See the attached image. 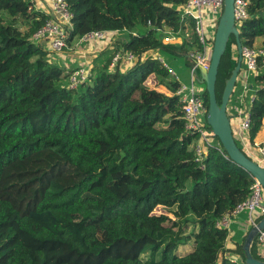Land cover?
I'll return each instance as SVG.
<instances>
[{
    "label": "trees",
    "instance_id": "obj_1",
    "mask_svg": "<svg viewBox=\"0 0 264 264\" xmlns=\"http://www.w3.org/2000/svg\"><path fill=\"white\" fill-rule=\"evenodd\" d=\"M65 1L72 13L68 45L90 30H118L123 42L102 51L91 76L69 88L73 68L49 62L42 44L31 40L51 15L31 0H0V264H245L247 213L233 217L229 229L216 222L248 196L249 172L231 161L217 137L220 150L210 148L200 167L198 134L184 131L178 96L143 86L154 75L177 90L180 82L158 60L137 59L126 71L109 68L119 49L138 55L153 48L174 70L179 59L190 69L183 49L198 46L194 35L169 44L160 30H178L186 0ZM247 10L240 28L254 34L240 31L241 45H255L258 32L264 48V0H248ZM233 45L230 35L217 70L218 103L237 63ZM263 64L264 55L249 77L255 94L250 143L264 120ZM110 126L119 129L120 140L106 135ZM121 144H132L131 153ZM82 148L100 163L85 162ZM157 206L173 208L172 217L153 213ZM239 224L247 229L236 233L230 250L239 262H221ZM188 243L190 251L177 252ZM259 249L254 239L251 254L264 260Z\"/></svg>",
    "mask_w": 264,
    "mask_h": 264
},
{
    "label": "built area",
    "instance_id": "obj_2",
    "mask_svg": "<svg viewBox=\"0 0 264 264\" xmlns=\"http://www.w3.org/2000/svg\"><path fill=\"white\" fill-rule=\"evenodd\" d=\"M49 4L51 17L48 18L42 26H40L31 36V40L37 44H43V48L48 52L50 57L52 54L63 52L69 48L68 26L71 24L72 13L69 11L65 0H46ZM234 20L237 28L241 27L245 20L248 19L249 13L247 10L248 0H234ZM224 0H186L181 5L180 12V27L173 31L170 28L160 30L165 33L164 41L170 43L173 38L186 36L184 34L185 20H191L193 35L196 38L198 46L187 56L191 59L192 64L189 69L188 82L180 81L178 73L169 65L167 57L162 55L160 51L150 48L140 54H136L130 49H119L115 51L110 58L109 68L115 69L121 63H126L131 66L137 59L140 62L148 58L158 60L165 67L169 74L178 80L179 86L177 90L171 94H176L181 103L184 131L188 134H198L195 144V160L199 162L200 167L204 168L203 159L210 148L220 150L219 144L215 142L216 135L211 127L206 122L207 106L202 96V87L198 85L199 68H207L210 62L212 52L214 34L218 20L222 14ZM213 28V33L208 31V28ZM119 32L118 30H90L85 32L75 44L76 47L89 45L93 42H101L111 40L112 33ZM135 34V33H133ZM236 50V45H233ZM242 62L244 64L227 104V113L231 119L233 117L237 128L234 129L231 125L234 139L242 141L243 151L251 157L252 160L264 167V138L259 142H253L250 145L246 133L249 130L250 113L249 109L255 94L254 89L249 84V77L252 73L257 72L259 57L264 55V48L259 45L241 47ZM264 67V64H263ZM69 68V67H68ZM91 65L82 63L73 68L68 74L67 86L69 88L77 87L81 82L91 76ZM151 88L156 89V86L151 84ZM236 88V89H235ZM157 90V89H156ZM237 119V120H236ZM235 135L237 138H235ZM254 151L255 154L247 147ZM252 177V181L248 187V196L238 203L230 212L225 213L217 222V226L230 228L233 217L239 213L246 212L248 216V225L250 228L255 226L264 216V187L256 179ZM254 239L258 243L261 250L264 249V229L256 232ZM232 263L239 262L238 256L232 254L227 256Z\"/></svg>",
    "mask_w": 264,
    "mask_h": 264
},
{
    "label": "water",
    "instance_id": "obj_3",
    "mask_svg": "<svg viewBox=\"0 0 264 264\" xmlns=\"http://www.w3.org/2000/svg\"><path fill=\"white\" fill-rule=\"evenodd\" d=\"M234 0H224L222 14L216 26L210 62L207 68H199L198 82L205 84L208 96V105L206 113V122L219 139L223 149L226 151L231 161L244 168L249 174L262 184L264 187V167L248 157L236 144L231 125L230 117L227 113V104L230 95L234 89L238 74L241 70L242 55L241 42L239 39V30L234 20ZM230 35H233L237 48V63L231 70L230 76L225 80L224 88L221 94V102L218 103L215 93V82L220 59L224 55L227 42ZM264 229V216L259 222L252 226L245 238L243 251L245 255V264H264V260L254 258L250 247L254 240L256 232Z\"/></svg>",
    "mask_w": 264,
    "mask_h": 264
},
{
    "label": "crops",
    "instance_id": "obj_4",
    "mask_svg": "<svg viewBox=\"0 0 264 264\" xmlns=\"http://www.w3.org/2000/svg\"><path fill=\"white\" fill-rule=\"evenodd\" d=\"M31 1L33 2V5H34L35 9H38V10H41V11H45L46 13L50 14L49 4H48V2L46 0H31ZM121 42H123V38H122L121 32H113L111 40H106V41H101V42H93V43H91L89 45H86V44L82 45L81 47H76V46H72V45L70 46L69 45L72 48L71 50L70 49H65L60 54H52L50 56V58H49V60H50L49 62L56 63V64L61 63V64L64 65V67H69V68H75L79 64L84 63V62L93 65L95 58L102 51H104V50H110L111 51V50H113L115 48V46L120 45ZM169 44L180 45L181 42H178V40H174V41H171ZM177 49L178 50L176 51V53L181 54L183 52L182 48L180 49V48L177 47ZM177 63H176V66H177V69L179 71H176V72L179 75L180 81H183V80L188 81L189 80V74H186L185 69L183 67V64L181 62H179V61ZM129 67L130 66L128 64L121 63V64L118 65L117 68H120L122 71H126ZM150 77H152V79L154 81H157L156 78H154V75H150ZM183 82H185V81H183ZM236 85L237 84L235 83L234 87L237 88ZM158 86L160 87V88H158L156 86V89L158 91H161V92H163L165 94L171 95V92L164 85L159 84ZM149 88H151V87L149 86ZM231 101H232V97H230V102ZM230 121H231V125L233 126V128L236 129L237 126H236L235 119L233 117H231ZM246 136L248 137V132L246 133ZM235 138H237L236 135H235ZM263 138H264V120H263V124H262L261 129L258 131L256 136L253 138V142H259ZM237 141L240 143V145H241V147L243 149L242 141H239V140H237ZM248 141L250 143L249 139H248ZM250 145H253V143H250ZM247 147L249 149H251L248 145H247ZM251 151L255 154V149H254V151L251 149ZM235 221L236 220H234V222ZM246 229H247L246 224H239L238 228H236V230H233L230 233V236L227 239V245H226L227 246V250L222 255H220V258H219L220 261H221V259L223 257H227L228 254H234V253H231L230 250L235 248L236 233L238 231H240V230H246ZM184 246L188 247V250L187 251L185 250L184 252H178V253H186V252L190 251V249L192 247V243L181 245L180 247L184 248ZM234 255L238 256V258H239L238 254L235 253Z\"/></svg>",
    "mask_w": 264,
    "mask_h": 264
},
{
    "label": "rangeland",
    "instance_id": "obj_5",
    "mask_svg": "<svg viewBox=\"0 0 264 264\" xmlns=\"http://www.w3.org/2000/svg\"><path fill=\"white\" fill-rule=\"evenodd\" d=\"M213 28H211V26H210V28H208V31L209 32H212L213 33V30H212ZM238 30H239V32L241 31H243V32H246V34L247 35H250V34H254L251 30H242L241 28H239L238 27ZM184 34H187L186 36H180V37H176V38H173L174 40H178V42H183L184 40H190V34H191V36H192V34H193V30H192V24H190V22H189V19L188 18H186V20H185V27H184ZM256 38H255V45H261V40L263 39V37L262 36H260L259 34H258V32H256ZM171 40V41H174V40ZM43 45V44H42ZM74 46V45H73ZM119 48L121 47V46H118ZM75 48V47H74ZM67 49H72L71 47H69V48H67ZM185 52H190L191 50H193V48L191 49V50H186V49H183ZM236 50H237V48H236ZM73 51V50H72ZM182 52V53H185V52ZM60 53H62V52H59L58 54H60ZM178 61V60H177ZM179 61H180V59H179ZM182 61V60H181ZM82 64V63H81ZM178 64V63H177ZM91 65V64H90ZM175 68V70H177V71H179L176 67H174ZM188 70H189V68L187 69L186 67H185V72H186V74H189V72H188ZM239 75V74H238ZM154 78H156L155 76H154ZM157 80V79H156ZM183 81H185V82H188V81H186V80H183ZM197 83H198V85L200 84V86H201V83H199L198 81H197ZM151 84L152 85H154V86H157L158 88H160L158 85V81H154L153 79H152V77H148L144 82H143V86H145L146 88H149V86L150 87H152L151 86ZM163 85V84H162ZM202 87V86H201ZM162 89V88H161ZM161 92V91H160ZM105 133H106V135L108 136V137H113V138H115V139H117V140H120V133H119V129H117V128H114V127H107L106 128V130H105ZM132 148H133V145L132 144H121V149H122V151L125 153V154H130L131 153V151H132ZM82 155H83V159H84V161L85 162H91V163H97V164H99L100 163V161L99 160H97L96 158H94L93 156H92V154H91V152L89 151V149H86V148H82ZM106 159H104L103 160V162L105 161ZM171 210H173V208H171V209H168V208H166V207H163V206H157L154 210H153V213H155V214H160V213H165V214H168L169 216H171L172 217V215H171V213H170V211ZM188 230H190L189 228L187 229V231ZM5 240L4 239H2L1 237H0V244L1 243H3ZM187 251L188 250V247H186V246H184V248L183 247H178V250H177V252H184V251ZM259 252H260V254H262V255H264V251L263 250H261V249H259ZM145 256H147V253H145V254H143V257H145ZM224 259V258H223ZM223 259H221V262L223 261Z\"/></svg>",
    "mask_w": 264,
    "mask_h": 264
}]
</instances>
